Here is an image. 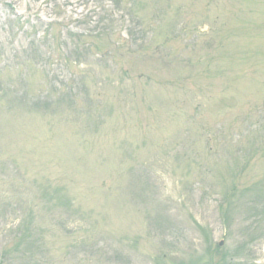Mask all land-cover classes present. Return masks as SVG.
<instances>
[{
    "label": "rangeland",
    "instance_id": "374dc122",
    "mask_svg": "<svg viewBox=\"0 0 264 264\" xmlns=\"http://www.w3.org/2000/svg\"><path fill=\"white\" fill-rule=\"evenodd\" d=\"M0 264H264V0H0Z\"/></svg>",
    "mask_w": 264,
    "mask_h": 264
}]
</instances>
